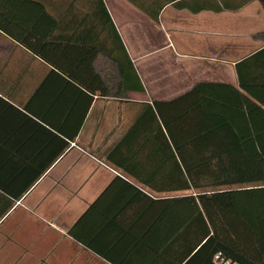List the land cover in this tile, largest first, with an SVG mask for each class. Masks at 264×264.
Segmentation results:
<instances>
[{
	"label": "crops",
	"instance_id": "1",
	"mask_svg": "<svg viewBox=\"0 0 264 264\" xmlns=\"http://www.w3.org/2000/svg\"><path fill=\"white\" fill-rule=\"evenodd\" d=\"M0 23V264H181L153 104L264 108L259 1L0 0Z\"/></svg>",
	"mask_w": 264,
	"mask_h": 264
},
{
	"label": "trees",
	"instance_id": "2",
	"mask_svg": "<svg viewBox=\"0 0 264 264\" xmlns=\"http://www.w3.org/2000/svg\"><path fill=\"white\" fill-rule=\"evenodd\" d=\"M258 1L264 10V0ZM0 29L7 32L1 23ZM253 38L264 41V32ZM263 57L264 49L245 61ZM239 81L245 79L240 75ZM250 82L264 87V72ZM186 101L153 104L163 131L168 192H192L167 201L168 248L183 250L181 264H213L218 254L237 264H264V108Z\"/></svg>",
	"mask_w": 264,
	"mask_h": 264
},
{
	"label": "built area",
	"instance_id": "3",
	"mask_svg": "<svg viewBox=\"0 0 264 264\" xmlns=\"http://www.w3.org/2000/svg\"><path fill=\"white\" fill-rule=\"evenodd\" d=\"M213 264H237V263H234L231 260H227L224 257H222L221 254H218L214 257Z\"/></svg>",
	"mask_w": 264,
	"mask_h": 264
},
{
	"label": "rangeland",
	"instance_id": "4",
	"mask_svg": "<svg viewBox=\"0 0 264 264\" xmlns=\"http://www.w3.org/2000/svg\"><path fill=\"white\" fill-rule=\"evenodd\" d=\"M260 28V30H264V26H262V27H259ZM190 193H192V192H187V193H184V195L185 194H190Z\"/></svg>",
	"mask_w": 264,
	"mask_h": 264
}]
</instances>
